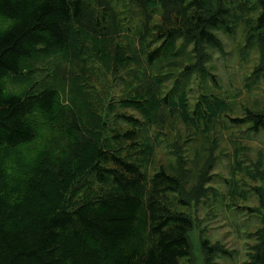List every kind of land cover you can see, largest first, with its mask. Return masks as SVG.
Masks as SVG:
<instances>
[{"label":"trees","instance_id":"obj_1","mask_svg":"<svg viewBox=\"0 0 264 264\" xmlns=\"http://www.w3.org/2000/svg\"><path fill=\"white\" fill-rule=\"evenodd\" d=\"M185 1L0 0V23L6 22L0 29V264H180L191 256L193 223L175 208L188 205L179 178L164 169L150 178L141 162L153 154L144 136L157 125V108L174 109L172 99L183 89L178 82L161 99L162 79L151 78L150 71L171 58L170 46L183 35L196 45L218 47L214 31L227 30L229 12L222 5L214 11L205 0ZM258 4L260 32L264 1ZM129 10L140 19L142 36L136 33L134 46L120 47L128 40L122 16ZM145 39L160 45L151 49L154 43ZM39 51L67 52L74 66L79 55H90L114 76L125 71L130 84L139 86L126 85L120 108L140 118L113 115L115 129L106 139L88 95L78 109L45 84L39 93L31 87L21 95L6 94L3 81L22 76L24 62ZM186 71L184 85L192 74ZM36 117L46 121V141L41 151L29 150L26 161L11 167L20 169L17 176L7 165L8 152L36 141L31 122ZM232 124H250L259 132L264 112ZM254 264H264V254Z\"/></svg>","mask_w":264,"mask_h":264},{"label":"rangeland","instance_id":"obj_2","mask_svg":"<svg viewBox=\"0 0 264 264\" xmlns=\"http://www.w3.org/2000/svg\"><path fill=\"white\" fill-rule=\"evenodd\" d=\"M185 3L190 4L189 0ZM221 5L229 16L227 30L214 31L218 47L196 45L183 35L170 46L171 58L163 61L160 69L150 71L151 78L162 79L161 99L178 82L183 88L178 90L177 99H172L174 109L157 108V125L144 136L153 143V154L141 160L142 170L150 178L164 169L181 182L188 205L175 208L191 219L193 229L188 237L191 256L180 264H254V257L264 254V206L257 193L264 196V128L252 132L250 124H232L248 113L264 112V31H256L261 11L258 0H205V6L214 11ZM126 9H130L128 4ZM122 19H126L128 40L122 39L120 47L134 46L132 41H139L133 39L135 34L142 36L140 19L133 10L126 11ZM5 24L2 21L0 29ZM145 41L154 43L151 49L160 45L155 39ZM78 58L74 66L67 52H36L24 62L22 76L3 81L4 92L21 95L33 87L34 93H39L40 85L45 84L57 90L67 105L78 109L82 95H88L95 108L91 109L90 103L85 107L101 117L106 139L115 129L113 115L127 113L140 118L139 113L124 110L119 104L127 96L126 85L133 88L139 83L130 84L125 71L117 76L106 72L102 61L90 59V55ZM187 68L192 74L184 85ZM31 122L38 138L8 152L9 169L26 161L29 150L41 151V143L46 141L42 128L46 121L36 117ZM19 170L13 172L18 176Z\"/></svg>","mask_w":264,"mask_h":264}]
</instances>
